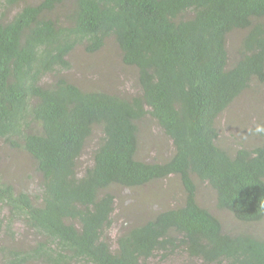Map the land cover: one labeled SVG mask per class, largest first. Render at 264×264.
Returning <instances> with one entry per match:
<instances>
[{
    "label": "trees",
    "instance_id": "trees-1",
    "mask_svg": "<svg viewBox=\"0 0 264 264\" xmlns=\"http://www.w3.org/2000/svg\"><path fill=\"white\" fill-rule=\"evenodd\" d=\"M20 1L0 0V149L30 160L38 186L0 177L1 264H143L176 250L184 264H264V238L218 219L264 222V142L229 146L216 122L251 90L264 123V0H36L7 17ZM107 38L134 70L132 95L61 73L75 47L94 53ZM146 115L171 140L162 162L135 157ZM166 177L180 201L138 214L145 186ZM203 185L219 214L198 201ZM113 187L140 200L115 208Z\"/></svg>",
    "mask_w": 264,
    "mask_h": 264
},
{
    "label": "rangeland",
    "instance_id": "rangeland-1",
    "mask_svg": "<svg viewBox=\"0 0 264 264\" xmlns=\"http://www.w3.org/2000/svg\"><path fill=\"white\" fill-rule=\"evenodd\" d=\"M36 0H22L17 5L9 6L6 11L7 17L12 15L14 11L24 3H34ZM107 38L104 48L94 52H86L82 46L75 47L74 51L68 56L71 67L61 71L63 75L84 89H102L106 91L116 92L122 95H132L138 91V84L134 80V70L131 67L125 66L118 58L117 49L113 45L110 46ZM237 40L236 35L229 38L228 46L232 47L233 42ZM47 79V77H45ZM249 97L247 95H240L235 100V106L231 105L228 109L223 111L217 117V125L223 127V139L229 146H252L254 143L264 142V133H256L253 130L258 112L259 104L255 106V114L251 107V100L254 99L251 90H249ZM262 91L259 92L260 95ZM249 98V99H248ZM254 101V100H253ZM145 116L141 120V126L138 130V147L136 156L139 159L146 161L162 162L167 159L172 153V143L170 138L163 132L153 119ZM264 122V120H263ZM264 126V123L263 125ZM244 130L243 133L240 131ZM5 150L0 149V177H6L14 183L15 190H25L30 194L35 193L38 181L37 174L31 165L30 160L23 162V156L20 153L16 155H8L3 153ZM22 161L23 165L11 167V163H18ZM176 179L174 177H166L158 179L145 186L141 198L144 199L141 204L142 209L137 211L143 217L153 213L155 210L162 207L168 208L177 204L180 201V192L175 188L169 190V187L175 185ZM201 186L198 191V201L201 205L211 212H216L213 208V199L210 190ZM113 192L116 196H123L122 200L128 199V204L136 203V199L140 200V190H126L122 192L119 187H113ZM37 192V191H36ZM127 205V204H126ZM5 213V209L0 207V217ZM225 213V214H224ZM224 214V215H222ZM218 215L223 222L224 229L229 231L247 230L254 234L264 235V222L241 223L237 221L230 213L223 211ZM140 216V217H141ZM128 226V223L125 227ZM14 230L21 231L23 226L19 222H15ZM118 224L113 225L109 230L111 239H114L117 233ZM34 238V236H31ZM161 252H154V254L146 260L143 264H184L186 253L176 250L174 253H169L166 259L160 258ZM3 260L0 258V264Z\"/></svg>",
    "mask_w": 264,
    "mask_h": 264
},
{
    "label": "clouds",
    "instance_id": "clouds-1",
    "mask_svg": "<svg viewBox=\"0 0 264 264\" xmlns=\"http://www.w3.org/2000/svg\"><path fill=\"white\" fill-rule=\"evenodd\" d=\"M260 92V91H259ZM259 92H254L255 94H256V96H257V98H258V94H259ZM144 117H142L141 119H140V122H141V120L143 119ZM139 126H141V123H139L138 124V127ZM243 131V130H242ZM242 131H240V133H243ZM164 132V131H163ZM255 132L256 133H264V126H261V125H257L256 126V129H255ZM136 136H137V147H138V131L136 132ZM260 143H262V141H259V142H256V143H254L252 146H254V145H257V144H260ZM246 147V146H245ZM249 147H251V146H249ZM136 151H137V149H136ZM136 154L137 153H135V157H137L136 156ZM84 161V160H83ZM85 162V161H84ZM117 197H119V196H117ZM116 197V198H117ZM117 201H119V200H117ZM123 203H119V204H117V206L115 207V208H118V207H120V206H122V205H124V204H127L126 202H127V200H123L122 201ZM229 213V212H228ZM231 214V213H230ZM232 215V214H231ZM233 216V215H232ZM234 217V216H233ZM235 218V217H234ZM218 219H219V221L221 222V226H222V228L224 229V225H223V222L220 220V218L218 217ZM238 221V220H237ZM241 223H253V222H242V221H240ZM116 224H118V227H117V233H118V231L120 230V224H121V222H114V224L113 225H116ZM113 225H111L107 230H106V233H107V235H108V237H110V235H109V232H108V230L113 226ZM75 227L76 228H79V223H77L76 225H75ZM225 230V229H224ZM242 232H244V233H248V234H251V235H253L254 233H252V232H250V231H247V230H241ZM240 231V232H241ZM116 233V234H117ZM115 234V235H116ZM254 235H256V236H258V237H262V238H264V235H262V234H259V235H257V234H254ZM110 239H111V237H110ZM114 239H115V236H114ZM114 239H111V243H113V245H114Z\"/></svg>",
    "mask_w": 264,
    "mask_h": 264
}]
</instances>
